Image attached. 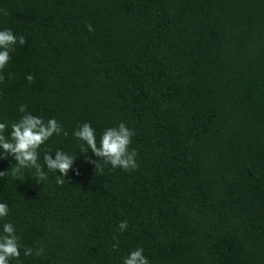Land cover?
Returning <instances> with one entry per match:
<instances>
[{
  "label": "trees",
  "instance_id": "trees-1",
  "mask_svg": "<svg viewBox=\"0 0 264 264\" xmlns=\"http://www.w3.org/2000/svg\"><path fill=\"white\" fill-rule=\"evenodd\" d=\"M0 10V30L26 41L0 81L4 135L21 105L63 129L39 149L41 183L34 170L14 179V158L0 159V234L12 223L21 245L9 264H123L137 248L149 264H264V0H0ZM86 122L98 145L106 128H130L138 168L95 169L73 135ZM57 149L76 155L62 185L43 159Z\"/></svg>",
  "mask_w": 264,
  "mask_h": 264
},
{
  "label": "clouds",
  "instance_id": "clouds-1",
  "mask_svg": "<svg viewBox=\"0 0 264 264\" xmlns=\"http://www.w3.org/2000/svg\"><path fill=\"white\" fill-rule=\"evenodd\" d=\"M3 11V10H0ZM7 15V12H3ZM88 30L93 31L92 26L88 25ZM23 35L16 37L11 29L0 30V81L4 80L3 70L7 67L11 55L15 50V45L25 43ZM11 76V74H10ZM26 79L31 83L34 77L29 74ZM26 106L21 105L19 111L25 113L19 121L11 125L9 137L4 135L7 125L0 122V159H7L12 156L15 160L14 166L11 167V175L14 179H25V170H34L32 178L41 183L47 180V173L39 161V149L53 135H60L63 131L62 126L54 119L50 118L45 122L42 118L34 116L25 111ZM67 135V132H63ZM74 137L83 143L80 145L83 153H91L96 157L95 160H89L95 165V169L102 171V164L110 165L113 169L120 168L124 171H133L138 168L136 161L137 152L135 149L130 150L129 145L132 142L133 131L123 122L117 126L106 128L101 134L99 145L97 144L96 131L90 123H83L73 132ZM87 145V147H85ZM52 151L44 154V165L51 172H59L57 184L62 185L70 170L73 168L76 155H69L64 151L57 149L55 158L51 155ZM77 174L78 170H76ZM8 173L0 171V178ZM9 209L6 203L0 202V220L8 216ZM128 221H121L119 228L121 231L127 229ZM113 239H116L113 237ZM19 237L12 223L5 222L2 225V234H0V264H9L11 259L20 257ZM113 249L118 248V242L113 244ZM44 254L42 248L35 250L36 256ZM24 255H33V249L24 248ZM123 264H149L148 259L143 255V249L137 248L131 251L123 260Z\"/></svg>",
  "mask_w": 264,
  "mask_h": 264
}]
</instances>
